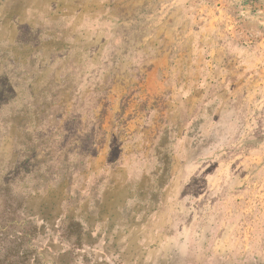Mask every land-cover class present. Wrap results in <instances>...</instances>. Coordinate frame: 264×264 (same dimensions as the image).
Returning <instances> with one entry per match:
<instances>
[{"label": "rangeland", "instance_id": "rangeland-1", "mask_svg": "<svg viewBox=\"0 0 264 264\" xmlns=\"http://www.w3.org/2000/svg\"><path fill=\"white\" fill-rule=\"evenodd\" d=\"M0 264H264V0H0Z\"/></svg>", "mask_w": 264, "mask_h": 264}]
</instances>
